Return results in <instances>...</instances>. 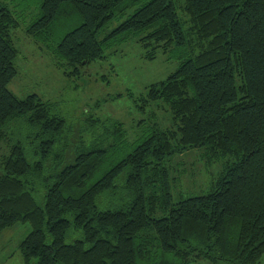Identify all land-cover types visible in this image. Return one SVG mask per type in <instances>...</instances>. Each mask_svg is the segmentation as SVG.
Returning <instances> with one entry per match:
<instances>
[{"label": "trees", "instance_id": "16d2710c", "mask_svg": "<svg viewBox=\"0 0 264 264\" xmlns=\"http://www.w3.org/2000/svg\"><path fill=\"white\" fill-rule=\"evenodd\" d=\"M20 18L0 0V232L29 224L14 245L24 264H258L264 0H39L24 31L65 76L128 40L146 59L162 53L178 62L139 96L144 134L119 158L120 122L88 118L97 136L68 140L66 120L49 102L8 89L21 52L14 41ZM162 113L169 123L156 119ZM19 118L27 145L5 131ZM196 148L216 174L204 193L174 201L172 184L184 170L171 175L164 162ZM70 229L82 236L66 242Z\"/></svg>", "mask_w": 264, "mask_h": 264}, {"label": "rangeland", "instance_id": "374dc122", "mask_svg": "<svg viewBox=\"0 0 264 264\" xmlns=\"http://www.w3.org/2000/svg\"><path fill=\"white\" fill-rule=\"evenodd\" d=\"M1 1L10 9L21 13V25L14 31V41L21 52L15 61L17 74L8 83V89L20 98L34 92L49 102L51 112L66 120L69 127L66 134L68 140L82 136L88 143L97 136L98 131L88 125V118L98 116L101 120L120 122L126 134L122 146L117 151V158L128 152L133 144L143 137L145 129L142 119H146L147 112L143 113L138 108L139 96L145 92L148 84L165 78L177 67L178 62L162 53H158L152 60L146 59L144 48L137 41L128 40L106 50L104 58L83 65L78 74L65 76L63 69L54 66L52 54L48 50H42L24 31V23L37 11L39 0ZM163 114H158L156 119L163 117L164 120ZM163 122L169 123V114ZM5 131L14 140L20 139L28 144V127L20 118L9 121ZM28 141H34L33 136H30ZM37 143L38 139L35 144L29 143L30 152L34 151ZM75 145L76 141L72 147ZM200 151L196 148L174 153L164 162L171 175H176L179 169L184 170L183 174L176 178L175 184H172L174 201L180 196L204 193L210 178L216 174L205 164ZM120 181L116 180L117 183ZM35 200L42 205L43 199L38 193L35 194ZM98 206L104 208L103 200L98 201ZM29 231V224L18 223L0 232V259L4 260L3 264H24L19 250L15 251L14 245ZM70 231L66 234V242L82 236L80 230ZM33 262L34 260H31L30 264ZM198 264L211 263L203 260ZM212 264L229 262L218 261ZM258 264H264V254Z\"/></svg>", "mask_w": 264, "mask_h": 264}]
</instances>
